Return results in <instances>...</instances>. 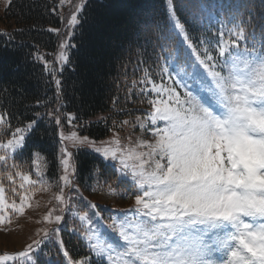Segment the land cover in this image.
I'll return each instance as SVG.
<instances>
[{
  "label": "rangeland",
  "instance_id": "1",
  "mask_svg": "<svg viewBox=\"0 0 264 264\" xmlns=\"http://www.w3.org/2000/svg\"><path fill=\"white\" fill-rule=\"evenodd\" d=\"M86 1L58 0L57 72ZM9 2L0 0V33ZM246 52L226 55L228 68L215 75L195 58L190 78L180 72L186 80L174 79L150 115L104 138L80 134L71 118L60 124L56 177L35 153L17 182L0 179V264H33L64 226L88 247L78 264H264V53ZM28 130L0 142V171ZM77 151L98 156L125 184L81 187Z\"/></svg>",
  "mask_w": 264,
  "mask_h": 264
},
{
  "label": "trees",
  "instance_id": "2",
  "mask_svg": "<svg viewBox=\"0 0 264 264\" xmlns=\"http://www.w3.org/2000/svg\"><path fill=\"white\" fill-rule=\"evenodd\" d=\"M57 3L10 0L4 13L9 28L0 33V142L29 130L13 163L2 167L8 173L1 180L17 182L30 172L35 153L47 175L56 177L59 126L67 127L68 118L80 134L97 140L150 115L174 79H185L180 72L190 78L195 59L185 44L213 75L226 71L227 56L264 53V0H87L67 63L57 72ZM73 157L75 181L86 190L115 191L125 184L95 154L77 151ZM53 240L41 244L33 264H78L90 255L74 227H59Z\"/></svg>",
  "mask_w": 264,
  "mask_h": 264
},
{
  "label": "bare ground",
  "instance_id": "3",
  "mask_svg": "<svg viewBox=\"0 0 264 264\" xmlns=\"http://www.w3.org/2000/svg\"><path fill=\"white\" fill-rule=\"evenodd\" d=\"M213 248V246H211Z\"/></svg>",
  "mask_w": 264,
  "mask_h": 264
}]
</instances>
